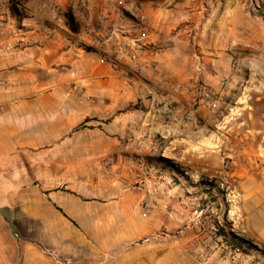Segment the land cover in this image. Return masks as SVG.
<instances>
[{"label":"crops","instance_id":"crops-1","mask_svg":"<svg viewBox=\"0 0 264 264\" xmlns=\"http://www.w3.org/2000/svg\"><path fill=\"white\" fill-rule=\"evenodd\" d=\"M178 4L20 0L18 22L45 32L0 50V211L13 227L0 214V264H224L196 254L194 231L173 213L143 209L146 163L163 150L157 136L196 103L195 92L181 91L194 80L185 74L193 57L164 46ZM69 9L77 33L66 25ZM126 13L141 24L131 29ZM210 55L220 65L221 52ZM146 69L148 79L134 74Z\"/></svg>","mask_w":264,"mask_h":264},{"label":"rangeland","instance_id":"rangeland-1","mask_svg":"<svg viewBox=\"0 0 264 264\" xmlns=\"http://www.w3.org/2000/svg\"><path fill=\"white\" fill-rule=\"evenodd\" d=\"M178 1L177 40L171 30L164 46L193 57L188 68L181 65L194 79L181 91L195 92L196 103L175 115L173 132L157 136L163 150L146 163L147 188L155 191L147 205L191 228L196 254L209 251L224 264H264V0ZM134 16H124L131 29L141 24ZM99 24L107 36L110 20ZM213 52L222 54L217 67L209 62ZM149 72L134 74L148 79ZM229 233L250 246L235 245Z\"/></svg>","mask_w":264,"mask_h":264},{"label":"built area","instance_id":"built-area-1","mask_svg":"<svg viewBox=\"0 0 264 264\" xmlns=\"http://www.w3.org/2000/svg\"><path fill=\"white\" fill-rule=\"evenodd\" d=\"M87 1V0H86ZM26 18V11L20 6V0H0V50L9 52L28 47L34 44L35 37L40 32H45L38 26L29 27L21 22ZM100 22L109 26L108 18L101 17ZM46 30L50 28L45 27ZM152 174L147 176L146 186L151 184ZM149 194H155V191H149ZM145 211L152 210L147 203L143 205Z\"/></svg>","mask_w":264,"mask_h":264},{"label":"trees","instance_id":"trees-1","mask_svg":"<svg viewBox=\"0 0 264 264\" xmlns=\"http://www.w3.org/2000/svg\"><path fill=\"white\" fill-rule=\"evenodd\" d=\"M65 19H66V25L71 30V32L77 33L78 32V26H77V23L75 21L74 16L69 13V14H66ZM228 236H230V238L233 240V242L237 246H242V245H248V246H250V244L248 242H246L245 240L240 239V238L234 236L233 234H230L229 233Z\"/></svg>","mask_w":264,"mask_h":264},{"label":"water","instance_id":"water-1","mask_svg":"<svg viewBox=\"0 0 264 264\" xmlns=\"http://www.w3.org/2000/svg\"><path fill=\"white\" fill-rule=\"evenodd\" d=\"M0 214L2 215V217L4 218V220L8 223L9 228L10 229H13L12 224H11V219L9 218V216L8 215H4L3 214V210L0 211Z\"/></svg>","mask_w":264,"mask_h":264},{"label":"snow or ice","instance_id":"snow-or-ice-1","mask_svg":"<svg viewBox=\"0 0 264 264\" xmlns=\"http://www.w3.org/2000/svg\"><path fill=\"white\" fill-rule=\"evenodd\" d=\"M3 214L7 215V209H3Z\"/></svg>","mask_w":264,"mask_h":264}]
</instances>
